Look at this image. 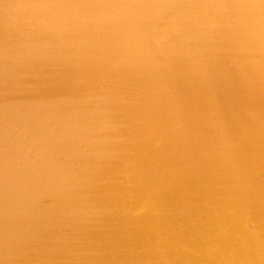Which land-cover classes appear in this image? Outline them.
Masks as SVG:
<instances>
[{
  "label": "rangeland",
  "instance_id": "rangeland-1",
  "mask_svg": "<svg viewBox=\"0 0 264 264\" xmlns=\"http://www.w3.org/2000/svg\"><path fill=\"white\" fill-rule=\"evenodd\" d=\"M18 1L23 3V7L19 5L22 10L19 13L23 12V15L19 13V15L16 14L17 16L14 13L7 15L6 9H0L2 10L0 12V20L2 19L1 22L4 24L2 26L0 22V28L5 27L0 29L2 31H0V52L5 53L6 51L8 55L10 51L15 53H13L14 55L11 54L15 60H10V55L9 57L4 56L3 53L0 55V243L2 245V247L0 246V254L2 253L1 250L4 251L6 249L2 254L4 257L6 255L11 260L13 259L14 261L12 260V262L14 264H18L15 261L20 259L23 261H19V264H30L31 259H29V262L28 258H32L35 262L38 258L40 260L42 256L39 254L41 253L39 250L42 249V251L50 250L49 253L53 254L54 257L57 253L56 261L60 258L61 260H58L56 264H68L71 260L64 261L68 256L72 259L71 264H73V260L76 264L100 263L101 261L99 262V260L103 256L100 258V255H95L91 249L89 252L84 249L86 251L84 254V251H81L83 249L79 248L80 246L77 243L80 237L81 240L83 239L79 235L82 232L79 228H83L81 219H85L86 210L92 206L93 201L99 205L103 203L105 205L110 202V205L113 204L114 206L116 200L127 202L129 201L126 200L127 196L130 198L135 193L142 195L146 188L143 190L139 189V185L142 184V180L145 178L144 173L157 176L159 171L161 173L165 172L166 169L171 170L173 163L171 159H166L164 165L160 164L156 167L158 163L157 157L153 154L151 147L143 141L144 137L139 134H133V141L123 133L122 136H124L125 140H121L122 147L120 146V150L122 153L120 158H117L118 156L114 157L111 159L112 161L107 158V161L96 159L102 163L97 165L94 158H91L92 155L80 152L82 148L77 145L79 140L74 137H77L75 135L80 132L85 137L84 131H90L89 128L92 130L94 128L97 134L98 131H103L104 125H99V122L95 120L92 121V124H77L76 133L69 135L68 140H64L65 136L62 133V128L65 126H62L61 121L56 119H59L62 112L67 111L71 112L72 119L75 116L72 121H77L75 119L82 114L80 110L77 113L74 112L80 106L83 107V105L85 107L83 115H93V112L113 114L114 111L109 110L110 104L108 103L117 105L128 101V99L129 101L133 99L135 90L131 89L130 85H132L134 80L140 77L152 78L154 75L161 73L165 78L166 85L157 86L163 93L164 102L171 103L172 107L170 108L173 111L185 112L186 107L181 105V103L190 104L189 98L186 97L187 91H185L188 87L185 84H190V86H194L197 89L195 95L197 96L198 108H201L202 112L205 109L209 110L211 118L214 119L213 124L217 125L218 128L224 129L225 134L229 133L228 129L231 127L232 122L228 121V116L233 115V113L229 112L232 107L228 105L225 108L224 102L228 101L226 97L225 99L215 97H217V91L223 94V89L219 85L222 83V78H224L223 81H225V78L229 80V74H232L231 67L238 69L240 72L244 71L245 75L247 74L246 78L251 80L249 86H247L251 88L247 89L246 87L244 92L242 89L238 90V95L240 96L244 93L246 98L243 100L245 101L250 97L255 98L257 100L255 104L260 107V111L264 110V0H77L78 2L75 0V3L73 0H68L66 3L64 0L61 2L60 0ZM107 1L108 3L111 2L109 6L106 5ZM68 3L72 4L70 6L74 8H72L73 12L70 11L71 13L69 12V9L71 10L70 6H68V9H66L67 7L64 8L69 5ZM64 4L66 5L64 6ZM78 5L80 8L82 7L80 10L79 7L77 8ZM37 7L41 8H39L41 12ZM87 7L88 11L85 9ZM75 9L76 14L74 12ZM84 9L86 10L84 11L85 13L82 12ZM203 10L207 14H203L202 19L197 20L196 17L201 15ZM3 11L6 12L4 15L2 14ZM29 11L32 13L30 14ZM63 11H65V15ZM51 12L57 15L59 13V15L55 16ZM18 16L21 17L19 18ZM61 16H63L62 18L67 17L66 20H57ZM205 16H210L211 18L207 19ZM6 18H13L14 20L8 21ZM68 18H75L76 20ZM59 21H61L62 25H60ZM67 21L70 27L77 29H72L73 31L76 30V33L71 28L69 29L72 33L68 28H65ZM75 24L77 27H75ZM58 26L64 27L61 29L62 27ZM79 27H82V29H79ZM90 27L91 29H89ZM59 29H61V32H59ZM62 30L68 31L65 33ZM89 32L90 36L86 34ZM169 35L170 37H168ZM190 36L195 40L193 45L190 43ZM68 37L72 38L75 43H71L72 39H68ZM88 37L91 38L89 39ZM171 37L176 41L177 47L174 46L173 42L169 44L168 39H172ZM10 38H13L11 43L8 41ZM163 38L165 41L162 40ZM5 42L8 46L7 48L10 45L11 49H7L4 46ZM76 42L79 44L75 48L74 44L76 45ZM59 43L65 47L61 48ZM12 44H15L14 46L18 44V48L13 50ZM69 47L74 48H71V50ZM154 48V53L156 52L158 55L157 58H150L149 63L143 69L140 68L142 66H133L134 61H139L137 59L142 51L149 50L151 52ZM38 60L43 61V63ZM80 61L81 63L84 61L81 64L82 66ZM97 61L98 64L96 65ZM44 62H48V64L44 65ZM78 65L81 66V69L77 68ZM95 65L101 67H96L97 69H95ZM75 67L76 70H74ZM105 70L107 74L105 72V76H101L100 74H103ZM76 71H78V74ZM75 73L78 77L80 76L77 78L78 83L77 79L76 81L72 79L73 74L77 76ZM86 81H88V84H85L94 87L89 86L90 88L88 87L86 90L82 89L87 86H84ZM150 94L148 95L150 96ZM109 98L112 100H109ZM136 100L139 101V99ZM136 100L133 99L131 101ZM52 101L57 104L55 105ZM47 102H49L48 105L46 104ZM50 102L52 107H49L51 105ZM251 102L253 103L254 101ZM252 103L248 104L251 105ZM117 107H120V105ZM262 115H264V112H262ZM69 141L70 144L73 142L72 146L66 144ZM81 157H84V160ZM121 162L125 163L124 165L128 170L126 169L125 171L123 169ZM80 180L82 181L80 182ZM37 183L39 187H37ZM42 184L44 185L43 187ZM137 189L139 190L138 192ZM55 190L58 191L56 192ZM45 193L47 196L43 195ZM122 202H120L121 205ZM120 204L117 203V206L114 207L117 208ZM114 207H111L110 211H115ZM259 207L262 214H264V196L260 198ZM120 213V210L114 213H107L110 218L100 219V225L103 226L98 229L95 226V232L83 228L89 233L93 231L91 234H95L93 236L90 234L88 236L89 240L85 236L86 238L84 237L82 243L85 245L94 241L97 244L96 247L99 248L100 245L102 247L101 250H105L103 254L107 259L105 261L107 263L101 262V264H111L110 262L115 260V258L117 260L112 264H116L117 261L122 260L124 254L127 255L128 251L126 252L125 250H128V248L120 254L121 256L118 251L111 253L109 251L112 243L115 246V240L112 237H115V239L117 237V232L113 228L126 225L125 219ZM77 222L82 226H75ZM247 222L248 228L257 239L259 246L264 248V240H262L264 236L258 237V230L251 222ZM19 228L20 230H18ZM98 230L99 233L97 232ZM77 237L79 238L78 240ZM137 237L138 239H143L141 234H138ZM136 238L135 240H138ZM63 239L65 242L67 241L68 245L71 241L73 242V244L71 243L72 245H69V248L72 246V250L66 248V243L63 242ZM55 240H58L59 243ZM159 244L155 247L158 250L160 249ZM8 245H12L11 248H7L9 247ZM77 245L79 246L78 248L75 247ZM130 245L132 246V244ZM3 246H6V248ZM62 246L64 247L62 248ZM133 247H131L132 251L137 248ZM18 249L23 251L22 255L20 251V255L22 257L25 256V260L21 256L18 258ZM95 249L93 250L97 252ZM7 250L10 251L7 252ZM24 250L28 251L27 255H25L24 252L26 251ZM65 250L68 251L64 252ZM37 251L39 252L37 253ZM59 251L63 252L59 253ZM129 251L128 257L135 264H142L138 261V249L133 251V253H131V249ZM62 253L64 258L65 253H68L65 259L61 256ZM2 254L0 261L6 260V257L4 258ZM36 254H39L40 257L37 256L38 258H36ZM50 254L47 252L44 255L48 256ZM70 254L72 255L70 256ZM83 254H90L88 255L89 258ZM10 255L14 258L10 257ZM53 255L48 257L51 258ZM97 255H99L98 260H96ZM72 256L73 258L76 256L79 259V263ZM8 257L7 259H9ZM46 258L44 257L47 263L39 260L37 263L49 264L51 261L55 262V258H52V260L49 258L50 262ZM129 258L128 260H130ZM44 259L41 258V260ZM83 259H85V262ZM89 259H92L91 263ZM5 260L4 262L7 261ZM13 263L6 262L5 264ZM120 263L122 264L123 261ZM157 264L161 263L158 262Z\"/></svg>",
  "mask_w": 264,
  "mask_h": 264
},
{
  "label": "bare ground",
  "instance_id": "bare-ground-1",
  "mask_svg": "<svg viewBox=\"0 0 264 264\" xmlns=\"http://www.w3.org/2000/svg\"><path fill=\"white\" fill-rule=\"evenodd\" d=\"M61 1L62 0H60V2ZM64 1H65V3L68 2V0H64ZM73 1L75 3L77 0L76 1L73 0ZM80 1H82V0H80ZM110 3L111 2L108 3V1H107L106 5L109 6ZM19 5H22V7H23V3L18 1V0H0V9L1 8L6 9L7 15H12V13H14L16 15L19 12H21L22 10L20 9ZM65 5L66 4H64V6ZM70 5L72 6V4H69V5H66L64 8L67 7L66 9H68V6H70ZM31 6H33V5H31ZM73 6H74V4H73ZM75 7H76V4H75ZM78 7H79V10L82 8V7L80 8L79 5L77 6V8ZM64 8H61V9L65 10ZM72 8L73 7H71V10L69 9V12L74 9V8L73 9ZM110 8H112V7L110 6ZM29 9H30V7H29ZM61 9H59V10H61ZM85 9H87V11H88V7ZM85 9L82 10V12L86 11ZM39 10H37V12H39ZM1 11L2 10H0V12ZM5 11H3V13H2L3 15L6 13ZM75 11H76V9L74 10V12ZM77 11H78V9H77ZM40 12H41V10H40ZM64 12L65 11H63V14H64ZM66 12H68V11H66ZM22 13H19V14L23 15ZM31 13L32 12H30V14ZM86 13H88V12H86ZM37 14H39V13H37ZM44 14H46V13H44ZM51 14H54V13L51 12ZM51 14H50V17H51ZM75 14H76V12H75ZM203 14L204 15L207 14V13L205 14V10H203V13L201 15H198L197 17L195 15L196 19L201 20L203 17ZM25 15H28V14H25ZM34 15H36V14H34ZM54 15L58 16L59 13H58V15L57 14H54ZM82 16H84V15H82ZM62 17L63 16H61L60 18H57V20H66V18H67V17L66 18L64 17L65 18L64 19ZM68 17H69V15H68ZM205 17L207 19L211 18L210 16H209L210 18L207 16H205ZM10 18H11V16H10ZM10 18H6V19L8 21L14 20L13 18L12 19H10ZM93 18H94V16H93ZM68 19L74 20L75 18L74 19L68 18ZM1 20H0V22H1ZM43 20H45V19H43ZM22 21H23V19H22ZM32 22H30V23L33 24ZM59 22L61 23V21H59ZM86 22H88V21L86 20ZM1 23H0V25H1ZM70 23H72V22H70ZM3 25L4 24L2 23V26ZM60 25H62V23ZM69 25L70 24L67 21L65 28H68V29L71 28V30L76 29V28L70 27ZM79 25H80V23H79ZM91 25H92V22H91ZM58 27H62V26H58ZM63 27L61 29H63ZM75 27H77L76 24H75ZM4 28H2V29H4ZM61 29H59V32H61L60 31ZM79 29H82V27L81 28L79 27ZM87 29H88V27H87ZM89 29H91V27ZM76 30H74V31L72 30V31L76 33L77 32ZM62 31L66 33L68 30L67 31L62 30ZM72 31H71V33H72ZM80 31H82V30H80ZM62 33H61V36H62V39L64 40L63 34L65 36H66V34L65 33L62 34ZM71 33L68 32V34H70V35H71ZM79 34H81V33L79 32ZM79 34L77 35L78 39H79ZM86 34L87 35L89 34V36H90V32L86 33ZM58 36H59V33H58ZM70 37L75 38L76 36L75 37L70 36ZM70 37H68V39H72ZM168 37H170V35ZM171 38L172 39H170V38L168 39L169 44L173 42L174 46H176V41L174 40L173 37H171ZM193 39L194 38H192V37L190 39L191 45H193L195 43V40H193ZM66 40H67V38H66ZM66 40H65V42H66ZM162 40L165 41L164 38ZM90 41H92V40H90ZM61 42L62 41H60V43ZM68 42H70V40H68ZM72 42L75 43V41L73 39H72L71 43ZM79 42H80V39H79ZM86 43H87V41H86ZM61 44H63V43H61ZM78 44L76 42V45L74 44V47L76 48V46ZM82 44H84V43H82ZM12 45H11V47L13 50L18 48V46H17L18 44L16 46H14L15 44L13 46ZM60 45H59V47H60ZM4 46L6 48L8 47L6 45V42L4 43ZM63 46L64 45H61V48H63ZM74 47H69V48L71 49ZM3 49H4V47H3ZM7 49H11L10 45H9V48H7ZM154 50H155V48L152 49V52ZM1 53H3V52L1 51L0 55H2ZM6 53L7 52L5 51V53H3V55L6 57L7 56L9 57V55H10V57H9L10 60L11 59L15 60L13 58V56H11V54H13L14 51L13 52L10 51L9 55H8V53L7 54ZM81 61H80V65L84 62L83 61L81 63ZM99 61L101 62L100 59H99ZM97 64H98V61L96 62V65ZM80 65H78L77 68L81 69L80 67L82 65L81 66ZM96 65H95V69H97L96 67H101L99 65L98 66H96ZM230 69H231L232 74H229V80L225 78V81H223L224 78H222V83L219 85V87H222V89H223V94L222 93L220 94V92L218 93V91H217V93H216L217 97H215L218 99H219V97L224 98V99L226 97V100H228V101L224 102L225 108L228 105H230L232 107L231 109L229 108L230 111L228 110L229 112L233 113V115L228 116V121L232 122V125H230L231 127L228 129L229 133H227V134L224 133V131H223L224 129L218 128L217 125L213 124L214 119L211 118V114H210L209 110L207 111L204 108L205 111L202 112L201 108H198V103H197L198 101L196 99L197 96L195 95V92L197 91V89L194 86H190V84H185V86H188L187 90H185V91H187L186 97L189 98L191 105L186 103V102L181 103V105L186 107L184 113H179V111H176V110L173 111L170 107L164 105L163 93L157 85L153 86V84L150 83L151 87L150 86L148 87V85L143 86V83H142L140 85L141 89H138L137 96H135V93L133 94V96L135 97L134 100L139 99V101H137V100L135 101L136 104L137 103L139 104L140 102H142L140 105H138L136 107L135 106L132 107L131 104L133 103V101H131V100L129 101V99H128V101L122 102V104L118 103L117 105H115L114 103H112V104L108 103V104H110L109 110L111 109L112 111H114L113 114H108V113L102 114V113L93 112L92 113L93 115H89V114L83 115V111L85 110V107L83 105V107L80 106V108L78 110H76V112H74V113H77L79 110L81 111L82 115L78 116L75 119L77 121H72V120H74L75 116L72 119L71 118V115H72L71 112H67V111L62 112L59 116V119H56V120L61 121L62 126H65L62 128V130H63L62 133H64V136H65L64 140H68L69 135L76 133L77 124H84V125L88 124V123L92 124V121L95 120L96 122H99V125H102V124L104 125V127H103L104 129L102 132L98 131L96 134L95 133L96 130L94 128L92 130L91 128L88 127L90 129V131H84L85 137H83L81 135V132L78 133L77 135H75L77 137H74V138L79 140L77 145L80 148H82L81 149L82 151H80V152L92 155V157L91 156L90 157L94 158L97 165H100L102 163L100 162V160H96V159L106 160V158H107L109 161H112L111 159L114 157L118 156L117 158H120V154L122 153L120 150V146L122 147L121 140L124 139L123 138L124 136H122L123 133H125V135H127V137H130V140H133V141H134V135L133 134H139L142 137H144L143 141H145V143H147L151 147L153 154L157 157L158 163L156 164V167H158L160 164L164 165V162L166 159H171V161L173 163L172 167L170 168L171 170L166 169L165 172H161V173L159 171V172H157V173H159V174H157V176H155V175L151 176L150 174L144 173L145 178L142 180V184L139 185V189L143 190L144 188H146V190H144L142 195L139 193H137V194L135 193V194L131 195L130 198H129V196H127L126 200H129L127 202H122L121 200H116L114 206H117V203L120 204V202H122V205L120 204V206H118L117 208H115L113 206V204L110 205V202L105 204V205H104V203L99 205L93 201L92 206L86 210L87 211L86 213L84 212L85 213V215H84L85 219L84 220L81 219L83 228H85L87 230H93L94 231V230H96L95 226H97V229L101 228L100 226H103V225H100V223H101L100 219H104L106 217L110 218L109 214H107V213H114V212L120 210V212H121L120 214L124 217L126 225H122V227L113 228L117 232V237H116V239H115V237H112L115 240L114 241L115 246H113V243H112V247L109 246L111 248L109 250L110 253L118 251L119 255H120L121 253H123V251L126 248H128V250H125V251L130 252L129 251L130 249L132 251L131 247L135 246V247H137L136 249H138V252H137V257L139 259L138 261L141 262L142 264H155V263L157 264L158 262L161 264H166V263H175V264H196V263L197 264H264V248L259 246L257 239L252 234V232H250V230L248 228V222H247V221L251 222L253 224V226H255V228L258 230V232H259L258 237L264 236V214H262V211L259 207L260 206V198H262V196H264V115H262V112H264V110L260 111V107L257 104H255V102L257 101V100H255V98L250 97L248 100L245 101V100H243L244 98H246L245 97L246 95H244V93H243V95H240V96L238 95L239 94L238 90L242 89L244 92L245 88L247 86H249V82L251 80H249V78L248 79L246 78L247 74L245 75L244 71L240 72L238 69H236L234 67H231ZM74 70H76V67L74 68ZM78 71H76L77 74H78ZM102 71H100V72L102 73ZM107 71H108V69H107ZM97 72H99V71L97 70ZM105 72H106V70L104 71L103 74H100V75L105 76ZM250 72H252V71H250ZM106 74H107V72H106ZM82 76H84V75H82ZM141 76H142V74H141ZM79 77H78V75L77 76H75L74 74L72 75V79L75 81ZM94 77L96 78L95 75H94ZM94 77H92V78H94ZM92 78H90V79H92ZM95 78H94V80H95ZM145 79H147V78L146 77H144V78L140 77L139 79H137V81L143 82V80H145ZM78 82L79 81L77 79V83ZM85 83L88 84V81L84 82V86L87 85ZM89 84H91V83L89 82ZM218 84H216V85H218ZM89 86H92V85H89ZM89 86L87 85L85 88H82V89L86 90V89H88ZM92 87H94V86H92ZM250 88L251 87H247V89H250ZM117 93H119V92H117ZM149 93H151L150 96L148 95ZM115 94H116V92H115ZM110 98H109V100H112ZM105 100H107V99H105ZM251 101H254V102L252 103ZM109 102H111V101H109ZM52 103H55V105L57 104L56 102H53V101H52ZM52 103H51V105H49V107L50 106L52 107ZM248 103H252V104L250 105ZM46 104L48 105L49 102H47ZM119 105H120V107H117ZM46 109H47V106H46ZM0 114H1V112H0ZM125 114H128L127 116L129 118L126 119ZM64 122H66V123H64ZM74 122H76V123H74ZM225 130H227V129H225ZM123 142H125V141H123ZM66 144L72 146L73 142H72V144H70V141H69ZM64 152H65V149H64ZM56 155H58V154H56ZM61 158H62V156H61ZM59 159H60V157H59ZM81 159L84 160V157H81ZM113 161H114V159H113ZM72 163H73V161H72ZM121 163L123 164L122 165L123 169H125V171H126L127 168L124 165L125 163H123V162H121ZM88 167H90V166H88ZM169 167H167V168H169ZM91 168H93V166H91ZM107 172H108V170H107ZM55 173H56V171H55ZM84 173H85V171H84ZM55 176H56V174H55ZM153 178H155V179H153ZM105 179H106V177H105ZM81 181L82 180H80V182ZM106 181H107V179H106ZM16 183H18V182H16ZM69 183H71V182H69ZM73 184L75 185V183H73ZM37 185H38V183H37ZM57 185L59 186V184H57ZM76 185H78V184H76ZM43 186L44 185L42 184V187ZM79 186L81 187V185H79ZM127 186H128V184H127ZM37 187H39V185ZM130 188H131V186H130ZM84 189H87V188H84ZM30 191H31V189H30ZM65 191H66V188H65ZM138 191L139 190L137 189V192ZM69 192H72V191H69ZM80 192L82 193V191H80ZM4 193H6V192L4 191ZM10 194H9V196H10ZM43 195L47 196L46 193ZM21 198H23V197H21ZM49 200H51V199H49ZM4 203L6 204V202H4ZM68 203H69V201H68ZM1 204H2V202H1ZM6 205H9V204L7 203ZM6 207H5V209H7ZM75 207H76V205H75ZM111 207H114L115 211H110ZM0 210H1V208H0ZM66 215H67V213H66ZM96 215H98V216H96ZM95 219H97V220H95ZM55 221H56V219H55ZM5 224H6V222H5ZM82 225H80L78 222L75 224V226H80V227ZM77 228H79V227H77ZM83 228L82 229L79 228L80 231H82L79 235L82 236L83 239L86 236L89 240L90 238L88 236H90L91 232H93V231H91L89 233L88 231H86ZM106 228H108V227H106ZM3 230H5V229H3ZM18 230H20V228ZM24 231H25V229H24ZM58 232H59V230H58ZM97 232L99 233V230ZM100 233H101V231H100ZM94 234L92 233L91 235L93 236ZM138 234H141L143 236V239H138V237H140V236H138L136 238V236ZM38 236H40V235H38ZM110 236H111V234H110ZM134 237L138 240H135ZM4 238H3V240H4ZM78 239L79 238L77 237V240ZM83 239L81 240V237H80L78 242L75 241L80 246L79 247L77 245L75 247L82 248L83 250H81V251H84V249H86V251H88V252L92 250V252H94L95 255L96 254L100 255V256L97 255V258L95 257L96 260H98V256L100 258H101V256H103L101 258V260H99V262L101 261L102 263H107V262H105L107 259H106L105 255L103 254L105 252V250L104 251L101 250L102 247L100 245H99L100 249L98 247H96L97 244H95L94 241L91 243L90 242L86 243L84 245V243H82L84 241ZM91 239H92V237H91ZM262 240H264V237H262ZM59 241H61V240H59ZM56 242L59 243L58 240ZM63 242H65L64 239H63ZM160 242L162 245L159 244ZM18 243H20V242H18ZM61 243H62V241H61ZM71 243L73 244L72 241H71ZM4 244H5V242H4ZM81 244H83V245H81ZM130 244H132V246ZM157 244L160 245V249H161L160 252H159L160 249L158 250L157 248H155V247H157ZM5 245H7V244H5ZM47 245H48V243H47ZM69 245L66 243L67 249L70 247ZM0 246L2 247L1 243H0ZM11 246H9L7 248H11ZM3 247L6 248V246H3ZM63 247L64 246H62V248ZM35 248H36V246H35ZM42 248H43V246H42ZM71 248H72V246H71ZM71 248H69L68 250L73 249V248L72 249ZM95 248H97V249H95ZM14 249H15V247H14ZM56 249H58V248H56ZM59 249L64 250L61 248H59ZM93 249H95L97 252H95ZM68 250H65L64 252H66ZM98 250H99V252H98ZM135 250H133V251H135ZM4 251H6V249H4ZM4 251L1 250L2 253ZM8 251H10V250H7V252ZM18 251H19V249H18ZM20 251H21V255H22L23 251L22 250H20ZM20 251H19V257L18 258H20V256H21ZM24 251H26L24 253H25V255H27L26 253L28 251L27 250H24ZM32 251H34V250H32ZM39 251H41V253H39V254L42 257H40L39 254H36V256H35L36 258L40 257V260L38 258L39 261H45V263H47L46 260L44 259V257H47L46 259L48 260V262H50L49 260L50 259L52 260V258L54 257L53 254L49 253L50 250L49 251L44 250L45 251L44 254L46 255L48 252V254H50L51 256L53 255V257H51V258L48 257L50 255L45 256L44 254H42V252H44V251H42V249H40ZM39 251H37V253ZM78 251H80V250H78ZM86 251H84V254ZM133 251L131 253H133ZM51 252H53V251H51ZM60 252H63V251H59V253ZM126 252H124V253H126ZM128 252H127V255L124 254L122 256L123 257L122 260H119V261L120 262L123 261L122 264H135L134 261H132V259L128 257L129 256ZM9 253L11 254V252H9ZM70 253H72V252H70ZM1 254H0V257H1ZM12 254H13V251H12ZM33 254H34V252H33ZM33 254H32V257H33ZM65 254L68 255V253H65ZM80 254L82 255V253H80ZM109 254H108V259H109ZM66 255H65V258L67 257ZM71 255L72 254H70V256ZM75 255H77V254H75ZM78 255H79V253H78ZM78 255H77V257H78ZM88 255H90V254H88ZM88 255H84V256L86 257ZM2 256L4 257L3 254H2ZM61 256L62 257L64 256L63 253L61 254ZM125 256H127V257H125ZM5 257H6V255H5ZM7 257H6L7 261L5 259L4 260L8 263H13L12 262L13 259L11 260V258L8 257L10 259V261H9V259H7ZM10 257H13V256L10 255ZM15 257H17V255H15ZM57 257H58V255L56 253V256L54 257L55 259L53 258L55 260V262L51 261V263L56 264V263H58L57 262L58 260H61V258H60L56 261ZM21 258H24V260H25V256L24 257L21 256ZM41 258H43L44 260H41ZM65 258L63 257V259H65ZM67 258H66V260H64L65 262L67 260L72 261V259L69 256ZM72 258H73V256H72ZM75 258H76V256L73 259H75ZM79 258L82 259L81 257H79ZM88 258H89V256H88ZM93 258H94V255H93ZM128 258L131 261L128 260ZM1 259H2V257H1ZM29 259H31L30 264H45L42 262L37 263L38 260H36V262H35V260H33L30 257L28 258V261H29ZM76 259H75V261H76ZM85 259H83L84 262H85ZM4 260L3 261L1 260L0 264H5L6 262H4ZM15 260H16V258H15ZM78 260L79 259H77V262L79 263ZM89 260L91 263L92 259H89ZM111 260H112V258H111ZM115 260H117V259L115 258ZM115 260H113L110 263L112 264ZM19 261L21 262L23 260L20 259ZM19 261H15V262H18V264H19L20 263ZM80 261H82V260H80ZM119 261H117L116 264H121ZM138 261H136V262H138ZM101 262L100 263L97 262L96 264H101ZM51 263H49V264H51ZM74 263L75 262L73 260V264ZM82 264H84V263H82ZM88 264H89V262H88Z\"/></svg>",
  "mask_w": 264,
  "mask_h": 264
},
{
  "label": "water",
  "instance_id": "water-1",
  "mask_svg": "<svg viewBox=\"0 0 264 264\" xmlns=\"http://www.w3.org/2000/svg\"><path fill=\"white\" fill-rule=\"evenodd\" d=\"M12 40H13V38L8 39V41L10 43L12 42ZM195 45H197V44H195ZM142 52H143V54H142ZM142 52L140 53L141 55L138 57V59L136 58L139 61L138 62L137 61H134V64H133V66L134 65L142 66V67H140L141 69H143L146 66L147 63H149V59L150 58L155 59L158 56L156 54V52L154 53V51L153 52L151 51V52L154 53L156 56L154 54H152L149 50H144ZM38 61H40V60H38ZM40 62L43 63V61H40ZM47 64H48V62H44V65H47ZM164 80H165V78L163 77V74L160 73L159 75H156V76L154 75L152 78H147V79L143 80V82L134 80L133 83H132V85H130V86H131V89L135 90L134 91L135 92V96H137L138 89H141L140 85L142 83H143V86L148 85V87L149 86L151 87L150 83L153 84V86H156V85L162 86V84L166 85V82ZM133 99H135V97ZM133 99H131V100H133ZM141 103L142 102H140L139 104L138 103L136 104V102L133 101V103L131 104V106L132 107H134V106L136 107V106L140 105ZM164 105H166L168 107H172L171 106V103H165L164 102ZM127 115L128 114H125V118L126 119L129 118Z\"/></svg>",
  "mask_w": 264,
  "mask_h": 264
}]
</instances>
